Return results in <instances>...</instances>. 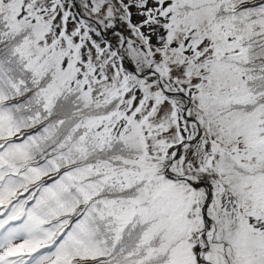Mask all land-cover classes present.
<instances>
[{"label":"snow or ice","instance_id":"snow-or-ice-1","mask_svg":"<svg viewBox=\"0 0 264 264\" xmlns=\"http://www.w3.org/2000/svg\"><path fill=\"white\" fill-rule=\"evenodd\" d=\"M0 264H264V0H0Z\"/></svg>","mask_w":264,"mask_h":264}]
</instances>
